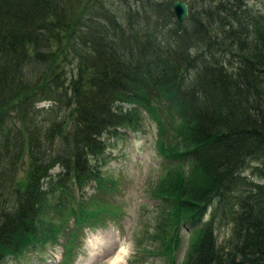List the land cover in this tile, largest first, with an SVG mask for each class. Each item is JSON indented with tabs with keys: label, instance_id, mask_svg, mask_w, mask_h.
<instances>
[{
	"label": "trees",
	"instance_id": "1",
	"mask_svg": "<svg viewBox=\"0 0 264 264\" xmlns=\"http://www.w3.org/2000/svg\"><path fill=\"white\" fill-rule=\"evenodd\" d=\"M174 1L0 0V264L56 244L71 220L67 261L82 226L117 221L97 199L112 185L100 166L107 141L143 119L164 173L145 252L172 264L195 226L181 264H264V12L186 0L178 24ZM88 184L96 196L72 202Z\"/></svg>",
	"mask_w": 264,
	"mask_h": 264
},
{
	"label": "rangeland",
	"instance_id": "2",
	"mask_svg": "<svg viewBox=\"0 0 264 264\" xmlns=\"http://www.w3.org/2000/svg\"><path fill=\"white\" fill-rule=\"evenodd\" d=\"M183 2L187 1L183 0ZM243 3L261 13L264 12V0H243ZM52 106L45 102L37 104L35 108L42 110L38 119L47 116L46 112ZM120 135L107 141L109 146L104 153V164L100 167L102 175L110 179L112 185L107 193L97 198L108 205V208L111 207L118 212L117 221L113 222L110 216L104 214L101 226L93 228L82 226L78 232H75L77 237L67 261L62 260L66 251L62 248L63 253L61 247L67 244L68 233L73 229L71 220L67 221L61 233L57 235L56 244H45L34 252H27L17 259L8 258L1 264H105L114 254L112 251L104 254L100 245L113 240L118 241L114 242L115 248L122 244L128 254L124 264H166L163 257L145 252L147 250L155 252L157 248V244L151 242L146 235L161 210L159 202L151 197L150 191L155 187L160 176L164 175L158 165L160 159L155 149L154 125L150 120L143 119L138 131L133 133L121 131ZM26 163V157L22 155L18 177L22 175V166ZM57 171L56 167L51 173L55 174ZM243 174L247 179L260 181L259 176L252 174L251 170H245ZM95 196L93 184H88L80 190H71L72 202L85 203ZM55 198L57 199L58 196L56 195ZM53 203L54 201H51V204ZM46 217L50 218L51 214L47 212ZM206 218L205 216L203 220L205 221ZM203 220L200 223L204 222ZM194 227L184 225L180 230L181 234H177L179 241L175 240L177 247L172 264L182 263L187 251L189 229ZM96 231L100 233L94 236L93 233ZM228 234L229 227L219 225L214 231L216 242L222 244ZM95 241L102 242L97 246ZM88 244L91 246L88 247Z\"/></svg>",
	"mask_w": 264,
	"mask_h": 264
},
{
	"label": "bare ground",
	"instance_id": "3",
	"mask_svg": "<svg viewBox=\"0 0 264 264\" xmlns=\"http://www.w3.org/2000/svg\"><path fill=\"white\" fill-rule=\"evenodd\" d=\"M234 1V0H233ZM106 4V3H105ZM104 4V5H105ZM110 4V3H109ZM229 4V3H228ZM107 5H108V3H107ZM222 5V4H221ZM106 6V5H105ZM99 7V6H98ZM101 7V6H100ZM99 7V8H100ZM101 10V9H100ZM148 10H149V8H148ZM87 11V10H86ZM97 11H99V9L97 10ZM80 12V11H79ZM93 12V11H92ZM76 14H77V12H75ZM80 15V14H79ZM76 17H77V15H76ZM75 17V18H76ZM74 18V19H75ZM78 18V17H77ZM73 20V19H72ZM76 20V19H75ZM72 22H74V21H72ZM76 22V21H75ZM79 24V23H78ZM120 25V24H119ZM78 29V28H77ZM79 30V29H78ZM243 32V31H242ZM202 210V209H201ZM197 213H198V211H197ZM201 214V213H200ZM207 216V215H206ZM209 216V215H208ZM212 217H213V215H212ZM197 218V217H196ZM212 219V218H211ZM198 220V219H197ZM218 220V219H217ZM193 221V220H192ZM204 221V220H203ZM177 222V221H176ZM198 222V221H197ZM191 223V222H190ZM205 223V222H204ZM174 224V223H173ZM197 224V223H196ZM209 224V223H208ZM207 224V225H208ZM225 224V223H224ZM193 225V224H192ZM171 226V225H170ZM174 226V225H173ZM200 226V225H199ZM217 226H218V223H217ZM198 227V226H197ZM159 228V227H158ZM178 228V227H177ZM176 228V229H177ZM182 228V227H181ZM196 228V227H195ZM197 229H199V227L197 228ZM201 229V228H200ZM206 229V228H205ZM214 230V229H213ZM163 231V230H162ZM171 232H172V230H170ZM196 232H198V231H196ZM202 231H200V233H201ZM97 233H100V232H98V231H96L95 233H93V235L94 236H97ZM179 234H181L180 232H179ZM168 235V234H167ZM207 235V234H206ZM194 236V235H193ZM197 236V235H196ZM200 236V235H199ZM94 238H96V237H94ZM94 238H93V240H94ZM195 238V237H194ZM193 238V240H195ZM209 238V237H208ZM230 238V237H229ZM228 238V239H229ZM232 238V237H231ZM190 239V238H189ZM204 239V238H203ZM226 239V238H225ZM192 240V239H191ZM206 240V239H205ZM230 241V240H229ZM101 242L102 241H99V242H96L95 241V244L97 245V246H99L100 244H101ZM111 242V243H110ZM114 242H118L117 240L115 241V240H113V241H109V242H103L101 245H100V248H101V252H103L104 254H108V253H110L111 251H112V254H114L113 255V257L112 258H110L105 264H124V261H125V259H126V257H127V252L125 251V249L123 248V246H122V244H120L119 246H117L116 248L114 247ZM88 243V242H87ZM193 243V242H192ZM226 243V242H225ZM107 244V247H105V245ZM194 244V243H193ZM217 244V243H216ZM224 244V243H223ZM89 246H91L90 244H88V247ZM88 254H90V253H88Z\"/></svg>",
	"mask_w": 264,
	"mask_h": 264
},
{
	"label": "water",
	"instance_id": "4",
	"mask_svg": "<svg viewBox=\"0 0 264 264\" xmlns=\"http://www.w3.org/2000/svg\"><path fill=\"white\" fill-rule=\"evenodd\" d=\"M171 11L174 16L175 21L180 24L187 17V7L185 3L181 1H174L171 5Z\"/></svg>",
	"mask_w": 264,
	"mask_h": 264
}]
</instances>
